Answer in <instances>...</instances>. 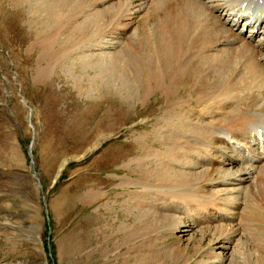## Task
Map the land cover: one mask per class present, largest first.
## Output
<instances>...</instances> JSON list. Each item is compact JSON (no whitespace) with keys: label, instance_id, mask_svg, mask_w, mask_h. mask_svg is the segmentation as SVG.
<instances>
[{"label":"bare ground","instance_id":"6f19581e","mask_svg":"<svg viewBox=\"0 0 264 264\" xmlns=\"http://www.w3.org/2000/svg\"><path fill=\"white\" fill-rule=\"evenodd\" d=\"M8 6L11 17L32 31L25 43L35 59L32 76L52 90L54 82L70 85L72 90H60L65 99L73 91L85 99L66 105L71 109L75 104L77 118L97 125L94 136L105 137L109 110L118 101L135 115L147 108L140 122L152 129H141V155L123 162L137 175L129 183L140 198L130 204L134 211L128 209L137 212L136 221H141V204L150 200L166 220L173 219L167 210L178 204L193 200L195 206H206L208 220L180 218L171 229L186 232L199 223L214 227L206 252L211 264H227L224 252L240 233L234 210L246 205L242 196L247 190H239L240 184L254 172L250 188L259 202L247 205L249 216L264 209V140L254 133L258 122L246 116L247 109L264 103V0H0V14ZM140 14L145 18L138 19L137 28ZM245 28L256 33L246 35ZM71 119L69 127L77 123ZM240 152L248 162L227 168L237 161L232 153ZM215 155L221 156L222 166L214 162ZM140 158L138 168L131 169ZM185 188L193 190L176 197ZM103 196L90 191L85 200ZM163 253L169 260L170 252ZM148 254L154 264L160 261L157 250Z\"/></svg>","mask_w":264,"mask_h":264},{"label":"rangeland","instance_id":"374dc122","mask_svg":"<svg viewBox=\"0 0 264 264\" xmlns=\"http://www.w3.org/2000/svg\"><path fill=\"white\" fill-rule=\"evenodd\" d=\"M9 9L0 14V264H154L148 253L156 250L161 258L155 264H211L206 251L214 227L199 229L197 225L186 232L171 229L175 220L187 217L178 206L193 210L191 202L195 201L171 207L167 213L173 219L169 220L153 200L141 204L139 222L137 212L128 210L134 211V198L140 194L129 183L137 175L123 162L141 155L137 145L141 129H152L140 122L147 108L138 104L141 113L135 115L134 109H124L127 103L118 101L109 110L105 137L94 136L92 128L97 125L77 118L75 104L71 109L66 105L85 99L75 91L65 99L60 90L70 85L54 82L52 90L47 82L32 76L35 59L25 46L26 34L32 31L24 21L12 18ZM144 18L140 14L134 27L139 28ZM71 116L77 121L73 127H69ZM95 140L99 143L93 146ZM138 164L141 158L130 168L137 169ZM189 189H179L176 197ZM90 191L104 196L90 202L85 200ZM252 192L256 204L259 194ZM242 210L244 206L234 210L240 217V233L234 237L233 248L224 252L218 247L217 251L229 256L227 264H264V226L253 229L249 216L252 227H247ZM192 237H196L194 242ZM163 250L170 252L169 260L163 258Z\"/></svg>","mask_w":264,"mask_h":264}]
</instances>
